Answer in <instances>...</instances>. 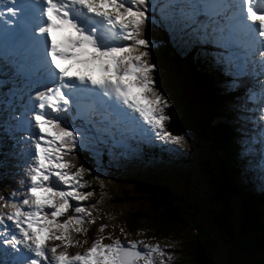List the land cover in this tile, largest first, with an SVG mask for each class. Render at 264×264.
Here are the masks:
<instances>
[{
  "label": "snow or ice",
  "instance_id": "1",
  "mask_svg": "<svg viewBox=\"0 0 264 264\" xmlns=\"http://www.w3.org/2000/svg\"><path fill=\"white\" fill-rule=\"evenodd\" d=\"M171 6L181 31L193 25V32L213 26L223 47L242 50L226 57L235 66V76L247 75L248 63L258 64L255 74L264 75V51L257 52L264 49V0H173ZM147 10V0H16L6 9L12 16L19 12L16 26L0 32L7 55L30 60L31 74L39 73L53 83L35 92L32 106H22L19 114L14 109L8 114L10 120L0 118V123L14 121L15 131L30 132L25 150L30 160L26 179L21 181L23 198L15 200V192L13 199L0 195L4 202L0 209H14L0 211V225H4L0 241L19 253L13 264H156L157 256L159 264H171V254L159 243L133 240L125 245L117 238L106 244L101 236L82 254L70 255L66 250L80 243L73 234L87 233L84 223H95L97 218L82 203L92 196L81 191L86 186V169L81 166L72 171L74 165L66 159L80 140L77 131L62 126L60 119L65 110L61 102L68 105L69 92L92 99L105 121L110 117L137 125L143 121L151 129H159L157 138L175 143L183 140L165 129L169 101L156 87V65L145 50L151 43L143 38ZM201 16L205 21L199 20ZM220 20L225 23L221 25ZM257 54L259 61L252 60ZM258 83L264 95V80ZM255 98V93L249 96ZM71 201L76 202L75 207ZM70 209L73 215L61 220ZM5 220L12 222L19 237ZM106 227L101 224L99 230ZM50 240L61 241L65 251H58L60 244L49 248Z\"/></svg>",
  "mask_w": 264,
  "mask_h": 264
},
{
  "label": "trees",
  "instance_id": "2",
  "mask_svg": "<svg viewBox=\"0 0 264 264\" xmlns=\"http://www.w3.org/2000/svg\"><path fill=\"white\" fill-rule=\"evenodd\" d=\"M150 37L155 41L162 40L160 45L148 51L149 59L156 65V87L169 101L165 114L170 119L166 121V127L174 134L192 138L196 163L194 168L183 172L190 159L184 154L169 155L162 160L174 161L178 172L172 170L169 173L165 163L159 165V173L151 175L145 170L146 174L139 175L135 171L115 172L120 164L113 166V179L106 190L109 203L116 205L125 201L143 205L132 215H118L117 221L124 226L142 221L152 233L150 235L176 238L180 245L176 250L182 251L186 264H214L212 250L217 241L211 238L210 227L218 232L215 237H224L233 248L235 238L232 237V243L229 240L233 226L253 228L258 235L251 237L252 250L246 264H264V187L255 191L249 186L244 172L239 174L242 167L227 162L234 152L233 128L230 118L223 119L231 114V92L227 93L221 87L218 71L211 67L203 52H198L196 44H191V49L174 46L173 42L169 45L163 41L160 31L158 34L157 31L150 32ZM85 162L91 165L88 160ZM184 173L188 176L198 174V181H190ZM183 178L193 187L211 181L214 188L203 186L200 193L194 194L184 189ZM233 200L237 202L238 215L230 219ZM226 255L229 257L227 264H234L233 259L239 258L236 249Z\"/></svg>",
  "mask_w": 264,
  "mask_h": 264
},
{
  "label": "clouds",
  "instance_id": "3",
  "mask_svg": "<svg viewBox=\"0 0 264 264\" xmlns=\"http://www.w3.org/2000/svg\"><path fill=\"white\" fill-rule=\"evenodd\" d=\"M7 3L9 7H13L16 3V0H0V3ZM173 3V0H168L165 4V11L164 13H161L159 15H156L153 19L147 20L145 27H144V33L143 38L149 37L150 32H156L157 34L160 31L171 33L175 31L177 28L180 30V25L175 22V20H178L179 17H174L173 13L176 11L171 5ZM2 8H0V20L3 22V26L0 24V31L4 32L7 29L14 28L16 26V21H13L11 19H8L7 12L1 11ZM37 15H39V10H37ZM10 16V14H9ZM19 17V12H18ZM205 17L201 16L199 17L200 21H205ZM219 19V18H217ZM11 20L12 23H8V21ZM225 21L220 20V24H224ZM196 26L193 25L192 28L185 29L184 31H181V33H185L184 35H187L192 39L191 43H187L188 47L185 46L183 48L191 49V44H196L198 46V52H203L207 59L211 62V67L218 73H219V81L221 87L232 97V101L229 99L230 104V110L233 106L231 102H235V97H233L232 92L236 89H238L241 86H244V75L235 76L234 73L236 71L234 65H228L223 66L227 63H225L226 57L230 54V50L223 47V45L218 41L217 37L220 35L218 32H213V26L207 27V29H200L198 32H193V28ZM227 34V30H225V35ZM151 38V37H150ZM3 37L0 35V118L7 116L8 120L11 118L8 117V114L12 113L13 110H16V114H19V111L22 109V106H32L35 102L34 96L35 92L39 91L37 88L39 87L40 82L38 81H29V76L27 75V69L25 67L26 62L22 59L21 56H10L7 55V47L2 40ZM152 39V38H151ZM150 43L149 47L145 50H149L150 48H154L158 45H160L162 42L161 39H158ZM205 47V49L203 48ZM231 49H237L236 47H233ZM30 61V60H29ZM29 61L27 63H29ZM20 66H22V71L19 70ZM233 73V74H229ZM233 81H235V85L233 84ZM46 84L45 77L42 78V83L40 84L43 87V90L47 88L48 86H53V83ZM51 85V86H50ZM67 91V90H65ZM30 97L32 99L30 100ZM69 97V96H68ZM75 96L71 95L69 97V101L76 103L77 101L74 99ZM80 101H88L89 103L93 104L94 101L92 99L88 98H80ZM80 106L78 107V109ZM65 111H62L60 114V119L62 126L69 128L70 130H76L77 134L80 136V140L77 143V146L68 154L66 159L72 161L74 167L71 169L72 171H76L77 168L83 167L86 169V171L83 173V180L85 183V187L81 190L84 192H87V190H93V188H90V186L93 184V179L95 177H92V174L94 172H104L106 174V179H109L110 177H113L112 173V167L115 165H118L127 159L125 156L130 154L133 151L135 152L134 155H137V148L142 146L143 152V158H140L136 156L134 159L137 162V160H141L140 163H147L146 160L148 157L155 158L156 161H158L161 164L168 163L169 165L174 164V161L172 160H162V157H166L169 155H175L176 150L173 149H165L163 148L160 151L157 149H154L153 147H150L148 144L149 141L144 140V133L145 132H151V126L146 125L143 123V121H139V125H137L134 122H126V121H120L115 122V117H110L109 120L105 121L102 118L101 112L98 107H92L89 111H87L85 114H83L82 119L79 120L77 118H72L71 115H64ZM138 117V114H136ZM231 117H228L224 119L225 121L228 120ZM15 123L12 121L11 123H0V172L8 179H12L14 186L10 190H5L3 193H0V195H3L6 199H10L9 196L13 193V191L16 190V182L20 181V177L17 175L18 172H24L25 167L28 165L29 160L21 155H19L17 152L21 151L23 153H26V150L28 148V142H27V135L29 132H22V131H15L12 128V124ZM233 128V125H232ZM106 129V130H105ZM165 129L170 132L174 136H182L187 138V136H184L182 134H174L166 127L165 122ZM233 131L235 129L233 128ZM236 132V131H235ZM234 134V132H233ZM233 139L235 142L234 135ZM141 137L142 139L140 140ZM137 138V139H135ZM125 141L124 146H120L119 142ZM180 143V142H179ZM177 143V146L178 144ZM236 143V142H235ZM234 143V145H235ZM118 144V145H117ZM181 146V144H180ZM125 152V156L122 155L123 151ZM2 154H4L6 157H2ZM14 154H17V157L14 156ZM186 157L187 155L182 152ZM193 157V154H192ZM188 158V157H187ZM84 159V160H83ZM20 160V164L16 168V161ZM85 160H88L91 165H87ZM240 161V160H239ZM139 163V162H138ZM157 163V164H159ZM237 163V160L235 161ZM129 165V163H127ZM149 162L147 164L150 165ZM130 166V165H129ZM176 166V165H175ZM239 166L242 167L241 173L244 171V167L242 164L239 163ZM123 170V167L120 168ZM252 171L255 174H260L259 180H264V171L262 170V167H259L256 163H253L251 166ZM135 169L133 167H130L128 169V172L134 171ZM243 170V171H242ZM116 172V171H115ZM244 175V174H243ZM239 179V177H238ZM242 181L241 179H239ZM195 183V182H194ZM253 186V185H252ZM97 200V199H96ZM98 201V200H97ZM99 203V202H98ZM232 223V222H229ZM107 226H112L111 223H101ZM100 223L97 226L89 227L87 226V233H85L86 236H88L85 240H83L80 244L74 245L75 248L73 249L71 254H74V250H86L88 249L92 242L96 239H99L101 236L104 235L103 243L109 244L112 243L113 239V232L111 230L101 232L99 229H97L98 226L101 225ZM113 227V226H112ZM235 226H233L234 228ZM237 229L236 227L234 230ZM240 230L243 231V229L240 227ZM238 232V230H237ZM236 232V236H234L235 239H242ZM98 233L99 238H96L94 240L91 239L92 234ZM119 233H122L119 231ZM149 233V232H148ZM116 235H119L117 233H114ZM152 233H149L146 237V243L149 244H156L159 243L165 250L166 253L171 254L172 262L176 264V261L173 258V252L171 249H169L168 245L165 244L163 237H159L161 235H150ZM216 235H214L215 237ZM76 240L75 238H73ZM222 240V239H221ZM232 243L233 239H229ZM145 242V241H144ZM228 243L225 239V242ZM230 244V243H229ZM231 246V245H230ZM231 250H235L231 246ZM227 259V256H224ZM158 261H160V257H156ZM221 261V260H220ZM228 263V262H227ZM234 264H241V262L238 259H235L233 261ZM222 264V263H221ZM252 264H254L252 262Z\"/></svg>",
  "mask_w": 264,
  "mask_h": 264
},
{
  "label": "rangeland",
  "instance_id": "4",
  "mask_svg": "<svg viewBox=\"0 0 264 264\" xmlns=\"http://www.w3.org/2000/svg\"><path fill=\"white\" fill-rule=\"evenodd\" d=\"M161 35H162L163 41L167 42L169 45H171L172 42L174 44L177 40L179 42L180 41H186L187 43L192 42V39L190 37H188L187 35L182 34L178 28L169 34L166 32H162ZM179 42H178V44L181 47H185L186 44H180ZM254 73L255 72H253L252 74H254ZM250 114L253 115L255 113L252 112ZM236 115L239 118H242V117H245L246 115H248V113H237ZM8 116L10 117V115H8ZM246 135H248V133ZM143 137H144L145 141H151L153 138V134L149 133V132H145ZM160 141L170 143V141H165L163 139H160ZM233 142H234V139H233ZM180 144H181L180 150L183 153H185L187 155V157L190 159L189 162L185 165V168L182 169L183 172H187V171H189L190 168L192 169L195 167V163H196L195 155L192 157L193 147L195 145L192 142V138H190V137H187V138L183 137V140L180 141ZM149 145H150V147H153L152 144H149ZM238 148H239L238 144H237V146L234 145V149H233L234 152L231 155L232 158L227 161L228 163H233L236 160H239V158H238L239 155L237 154ZM143 150L144 149H142V146L137 148V155H134L135 154L134 151H133L134 154L132 152L130 154H128L124 150L122 152V155L125 156V152H126L127 155L125 157L127 159L125 160V162L121 163L119 168L116 169V172L117 171L119 172L121 170L120 169L121 167H123L124 172L125 171L128 172V169H130V167H133L135 169L134 171H135L136 175H139V173L140 174H146L145 173L146 171H150V175L153 174V172L159 173L160 170L158 167H159L160 163L158 161H156L155 158L148 157V159L146 160V162H147L146 164L140 163V162L138 163L135 161L134 158L136 156L143 158V155H142ZM0 153H1V151H0ZM245 156L249 159H253V158L259 159V157H254V156L250 155L249 153H248V155L246 153ZM2 157H6V156L4 154H2ZM148 162H150L151 164L147 166ZM127 163H129L130 166ZM157 163H159V164H157ZM239 163L240 162H237V163H235V165L240 167ZM19 164H20V160H17L16 161V168L18 167ZM257 165L259 167H263V169H264V161L263 162H260V161L257 162ZM164 166L169 173L172 172V170L175 171V173L178 172V168L174 164L169 165L168 163H166ZM143 170H145V172ZM244 173H245L244 174L245 179L250 182V184H249L250 186H252V184H253L252 179H255V182L257 184H261V182L258 179H256L257 176L253 171H244ZM184 174H186V173H184ZM92 177H95V178L92 180L93 184L90 186V188H94V191L93 190H90V191L87 190V192L92 193V196L89 197V199L87 201H84L82 203L86 208H88L93 213V216L97 217V218L95 220V223L85 222V224L89 227H94V226H97L99 223L101 224V223H108L109 222L112 224L113 227L107 226L103 232L111 230V232H113V235H112L113 239L118 238L125 245H127L128 241H131V238H133L135 236H141L142 239L146 243L145 239L148 236V232H150V230L145 226V224L142 221H139L138 223H134V224L129 223V224H126L125 226L122 223L117 221L118 215H124V216L132 215V213L141 209L143 207V205L138 204L136 202L128 203L125 201L119 202L116 205H112L111 203H109V198H108L109 195L107 194L106 190L108 189V186H107L108 182L111 179H113V177L106 179V174L104 172H99V175H98V173L94 172L92 174ZM188 177H190V181H192L191 179H193L194 181H198V174L195 176L190 175ZM183 179L185 180V185L183 186L184 189L188 192H193L194 194L200 193L202 190L201 188L203 186H206V189L214 188V185L211 183V181L210 182L205 181L203 184L199 183V184H196L195 187H193L192 184H188V182H186V180H187L186 178H183ZM123 181L125 182V179ZM13 186H14L13 180L6 178L0 172V193H3L5 190L12 189ZM128 186L130 187V185H128ZM96 189H98L97 192H96ZM218 203H220V202H218ZM236 205H237V202L235 200H233V208L231 210L232 213H231L230 219H233L234 217L237 218L238 211H237ZM88 219H91V217L86 218V220H88ZM6 222H9V221L6 220ZM135 226H137V227H135ZM235 227L237 229H235L233 231L231 230V232H232L231 238L236 236V232L238 230L237 234L241 235L242 239H235L233 241V245L235 246L236 251H238L239 261L241 263L244 262L246 264L247 260H248V256H250L249 253L252 250L250 247L251 237H252V235L257 236L258 233L253 228H246V227L242 226L243 231H241L239 225L236 224ZM97 229H100V226H98ZM2 230H3V228H0V231H2ZM119 231L122 233H119ZM244 231H245V233H244ZM248 232L250 233V236H249ZM114 233H117L119 235H116ZM209 234L213 240L217 241L215 243V247L212 250V251H214L213 263L214 264H221V263L227 264L228 259H226L224 256H227L226 254L230 255L232 253L230 244L229 243H223V242H225L224 237L222 238V240L219 239L218 237H214V235H219L218 232L215 231L214 228H211V227L209 228ZM74 237H75V234H73V238ZM87 237L88 236L85 235V238H87ZM103 237H104V235H103ZM96 238H99V234L98 233L92 234L91 239L94 240ZM163 240H164L165 244L168 245L169 249L172 250L173 258L176 261V264H183L185 260L182 256V251L176 250V249L180 248L178 240L176 238H169L168 235L164 236ZM138 241H142V240H138ZM240 247H241V249H240ZM139 248L142 249L143 246L139 245ZM10 253H11V250L9 248V245H5L2 243V241H0V264H13L14 259L16 257L11 256ZM155 259H156V264H159V261L157 260V258H155ZM140 264H143V262L141 261ZM171 264H174V262L171 261ZM184 264H186V263H184Z\"/></svg>",
  "mask_w": 264,
  "mask_h": 264
},
{
  "label": "bare ground",
  "instance_id": "5",
  "mask_svg": "<svg viewBox=\"0 0 264 264\" xmlns=\"http://www.w3.org/2000/svg\"><path fill=\"white\" fill-rule=\"evenodd\" d=\"M256 71V68H250V70H249V72H250V74H252L253 72H255ZM9 117V116H8ZM243 118V117H242ZM229 122L232 124V118H230L229 119ZM253 123H254V121H252ZM247 155H248V153H247Z\"/></svg>",
  "mask_w": 264,
  "mask_h": 264
},
{
  "label": "flooded vegetation",
  "instance_id": "6",
  "mask_svg": "<svg viewBox=\"0 0 264 264\" xmlns=\"http://www.w3.org/2000/svg\"><path fill=\"white\" fill-rule=\"evenodd\" d=\"M229 257H227V259H228ZM233 260H235V259H233ZM229 261V260H228Z\"/></svg>",
  "mask_w": 264,
  "mask_h": 264
}]
</instances>
